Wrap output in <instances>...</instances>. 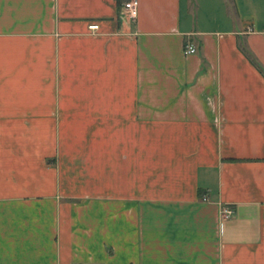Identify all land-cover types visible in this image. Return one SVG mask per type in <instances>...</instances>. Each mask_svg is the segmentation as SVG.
I'll list each match as a JSON object with an SVG mask.
<instances>
[{
    "label": "crops",
    "instance_id": "0c3cea01",
    "mask_svg": "<svg viewBox=\"0 0 264 264\" xmlns=\"http://www.w3.org/2000/svg\"><path fill=\"white\" fill-rule=\"evenodd\" d=\"M124 1L0 0V264H264V0Z\"/></svg>",
    "mask_w": 264,
    "mask_h": 264
},
{
    "label": "built area",
    "instance_id": "2783aa9c",
    "mask_svg": "<svg viewBox=\"0 0 264 264\" xmlns=\"http://www.w3.org/2000/svg\"><path fill=\"white\" fill-rule=\"evenodd\" d=\"M124 11L126 12L127 17L130 20H133L136 16V8H137V1L136 0H125L122 4ZM90 29H95L96 25H89L88 26ZM184 53H192L194 52V47L191 44H185L183 47ZM222 214L224 217H227L230 213L231 210L228 208H223Z\"/></svg>",
    "mask_w": 264,
    "mask_h": 264
},
{
    "label": "trees",
    "instance_id": "16d2710c",
    "mask_svg": "<svg viewBox=\"0 0 264 264\" xmlns=\"http://www.w3.org/2000/svg\"><path fill=\"white\" fill-rule=\"evenodd\" d=\"M117 2H120V0H117ZM243 53L245 55V57L258 69L260 70V68L257 66V64L251 59L250 55L245 51L243 50Z\"/></svg>",
    "mask_w": 264,
    "mask_h": 264
}]
</instances>
